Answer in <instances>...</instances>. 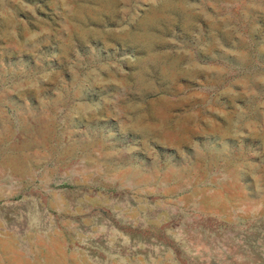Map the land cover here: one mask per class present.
<instances>
[{
	"label": "rangeland",
	"instance_id": "1",
	"mask_svg": "<svg viewBox=\"0 0 264 264\" xmlns=\"http://www.w3.org/2000/svg\"><path fill=\"white\" fill-rule=\"evenodd\" d=\"M0 264H264V0H0Z\"/></svg>",
	"mask_w": 264,
	"mask_h": 264
}]
</instances>
